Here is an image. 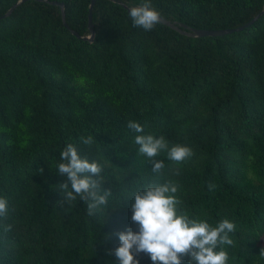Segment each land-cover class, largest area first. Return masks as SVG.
Masks as SVG:
<instances>
[{"label": "trees", "instance_id": "obj_1", "mask_svg": "<svg viewBox=\"0 0 264 264\" xmlns=\"http://www.w3.org/2000/svg\"><path fill=\"white\" fill-rule=\"evenodd\" d=\"M20 1L0 0V18ZM90 2L26 0L0 19V264H118L108 255L116 233L139 231L131 193L167 179L179 184L178 210L236 225L228 264H264V13L241 31L193 38L162 23L133 26L127 9L144 0H96L89 42ZM151 4L181 31L234 30L264 10V0ZM140 134L194 155L173 163L161 153L157 176L138 153ZM69 143L102 165L101 189L111 192L91 216L79 197L57 203L66 177L56 165ZM134 259L153 264L149 254Z\"/></svg>", "mask_w": 264, "mask_h": 264}, {"label": "clouds", "instance_id": "obj_2", "mask_svg": "<svg viewBox=\"0 0 264 264\" xmlns=\"http://www.w3.org/2000/svg\"><path fill=\"white\" fill-rule=\"evenodd\" d=\"M129 16L133 26L145 31L153 30L161 18L151 0H144L140 5L131 7ZM127 127L136 133L144 131L143 126L136 121H129ZM81 141L91 145L93 137H82ZM135 144L139 146L138 153L153 164L151 169L157 176L162 175L165 168L163 161L155 159L161 153H166L167 159L173 163L183 162L194 155L193 150L185 145L174 144L170 147L163 136L136 135ZM56 172L66 177L65 182L56 184V190L63 197L57 201L60 207L72 205L79 197L87 203L88 215L91 216L100 206L108 204L111 192L101 189L102 165L78 155L77 147L73 144L69 143L61 150ZM175 174H180L178 169ZM208 187L212 190L215 185L209 183ZM178 189L179 184L170 179L163 183L137 186L130 196L134 199L131 204V221L139 226V231L128 228L117 232L120 245L109 249L108 255H114L118 264H139L134 254L140 253L149 254L153 264H182L186 257L189 264H228L229 254L224 246H234L230 234L234 233L236 225L229 219H223L213 227L206 220L190 218L182 209L178 210L182 204L176 195ZM7 214L8 201L0 197V217ZM106 237L109 238L107 234ZM259 256L264 258V248Z\"/></svg>", "mask_w": 264, "mask_h": 264}, {"label": "water", "instance_id": "obj_3", "mask_svg": "<svg viewBox=\"0 0 264 264\" xmlns=\"http://www.w3.org/2000/svg\"><path fill=\"white\" fill-rule=\"evenodd\" d=\"M26 0H21L19 3L15 4L2 18L0 19H3V18H6L8 16H10V14L13 12V10L18 6V4L20 3H23L25 2ZM95 1L96 0H91L90 2V5H89V15H88V28H89V31H90V35L87 36V37H84L82 38L83 40H87L89 42H92L93 41V38H94V27L92 25V17H91V13H92V9H93V6L95 4ZM55 5L59 6L60 9H61V13H62V19L64 21V10H63V6L61 4H58V3H54ZM124 8L127 9L126 6H124ZM128 11L130 9H127ZM264 13V10L258 14L251 22L247 23L246 25H244L243 27H240V28H237V29H234V30H221V31H204V30H195V29H190L188 27H185V26H182L185 31H181L177 28V26L173 23H170L168 21H165L163 19L160 18V23L168 26L169 28L171 29H174V30H177V31H180L181 34L185 35V36H188V37H193V38H201V37H208V36H211V37H217V36H221V35H224V34H228V33H231V32H234V31H241L242 29H244L245 27L253 24L262 14ZM75 36H78L77 34L74 33Z\"/></svg>", "mask_w": 264, "mask_h": 264}]
</instances>
